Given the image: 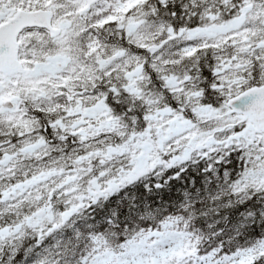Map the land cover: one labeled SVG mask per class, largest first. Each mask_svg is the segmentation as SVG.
<instances>
[{"label":"snow or ice","instance_id":"1","mask_svg":"<svg viewBox=\"0 0 264 264\" xmlns=\"http://www.w3.org/2000/svg\"><path fill=\"white\" fill-rule=\"evenodd\" d=\"M0 264H264V0H0Z\"/></svg>","mask_w":264,"mask_h":264}]
</instances>
